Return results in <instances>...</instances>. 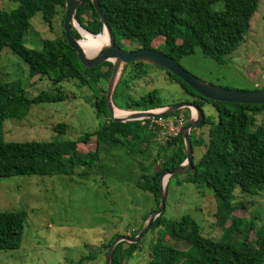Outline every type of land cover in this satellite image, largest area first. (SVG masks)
Instances as JSON below:
<instances>
[{
    "label": "trees",
    "instance_id": "obj_1",
    "mask_svg": "<svg viewBox=\"0 0 264 264\" xmlns=\"http://www.w3.org/2000/svg\"><path fill=\"white\" fill-rule=\"evenodd\" d=\"M10 1L16 3L15 8L0 10V52L7 48L21 58L26 64L28 77L45 76L53 85L77 79L79 86L93 90L92 106L96 115L103 116L104 120L97 128L74 140L5 141L2 134L5 119H22L31 104L63 100L64 95L57 88V94L40 92L28 98L19 80L0 82V178L71 174L75 169H81L80 174L86 175L100 159L104 146L121 145L126 161L133 155L145 161V147L153 146L155 156L146 166L142 165L145 162L141 163L134 185L152 194L155 209L161 170L175 167L184 160L181 132L160 145L153 141V134L147 129L144 119L111 121L104 102L111 63L104 61L91 68L79 63L63 38L61 23L64 0ZM258 1L98 0L118 47H123V40L135 41L140 47L161 51L177 63L182 55L192 53L194 47L199 48L202 55L220 62L222 56L244 41ZM216 2L222 3L220 9L211 7ZM36 12L40 13L41 20L48 26L55 14L59 13L60 35L52 39L40 37L39 47L34 49L24 46L22 39L30 26V18ZM74 20L92 35L101 30V23L89 0H83L76 8ZM71 33L74 38H79L74 28H71ZM146 66L139 62L123 65L111 94L114 107L145 110L167 105L155 88L137 98L129 94L130 85L146 76ZM165 73L169 80L179 84L182 91L192 97L194 105L201 109L203 103L208 102L216 112L215 119L203 114L189 130L192 149L201 146L203 151L197 161H192L186 175L181 180L176 179L175 183H202L211 190L215 198L214 222L222 234L217 239L202 236L198 224L189 215L166 219L162 211L147 229L154 234L148 244L144 264H264V223L256 226L251 220L242 221L231 214L233 203L237 200L236 193L240 197L264 193V116L258 123L255 122V116L262 113L264 105L204 99L179 78L167 71ZM185 111L174 113L184 114ZM202 126H206L205 139L201 133L196 134V130ZM65 128L64 123L52 127L60 133ZM155 162L158 165L152 167L151 163ZM173 176L168 177L167 184ZM234 189H237L236 193ZM238 204L244 206L241 201ZM150 211L143 215V221ZM228 219L230 223L226 226L225 220ZM24 221L23 210L0 211V250H13L19 246ZM139 228L130 235L136 234ZM249 232L252 233L250 239L247 238ZM117 235L101 241L99 246L104 249V254ZM240 235L242 238H237ZM168 239L183 242L184 248L173 247L166 242ZM137 242L116 243L110 264H124L139 249Z\"/></svg>",
    "mask_w": 264,
    "mask_h": 264
},
{
    "label": "rangeland",
    "instance_id": "obj_2",
    "mask_svg": "<svg viewBox=\"0 0 264 264\" xmlns=\"http://www.w3.org/2000/svg\"><path fill=\"white\" fill-rule=\"evenodd\" d=\"M221 6V2L211 5L213 9H220ZM15 7L13 1L0 0V10L9 11ZM29 23L22 39L26 47L36 49L40 37L52 39L60 35L59 13L55 14L49 26L41 20L39 12L30 18ZM76 27L80 40L81 29ZM121 44L125 49L138 45L135 41L125 40ZM178 64L213 85L245 90L264 88V0L258 1L250 17L244 41L222 56L220 62L202 55L199 48L194 47L192 53L178 59ZM146 69V76L130 85V95L137 98L155 88L165 104L192 100L179 84L168 79L163 69L148 64ZM9 80H19L28 98L40 92L57 94L58 88L64 99L36 102L30 105L22 119H5L2 122L5 141L74 140L94 130L104 120L103 116L96 115L92 106L93 90L79 86L77 79L53 85L45 76L28 77L24 61L3 48L0 52V82ZM183 110L181 108L177 112ZM201 110L204 115L216 118L210 103H203ZM126 111L114 107L119 116ZM262 116L264 110L255 116V122L258 123ZM57 123L66 124L63 132L52 129ZM197 133L205 139L206 126L196 130ZM145 149V161L138 155L126 161L121 145L104 146L100 159L86 175L80 174L81 169H75L71 174L1 177L0 211L23 210L25 221L19 246L13 250H0V264H104V249L99 246L101 241L114 234L132 236L130 233L144 222L143 215L155 207L152 194L134 185L141 163L145 162L142 165L146 166L156 153L153 146H146ZM202 151L201 146L193 147V162L197 161ZM153 165L156 167L158 163H151ZM185 175V172L175 174L169 184L167 176L162 178L166 186L162 215L166 219H178L187 214L198 224L202 236L219 238L222 231L214 222L213 193L202 183H175L176 179L181 180ZM236 195L244 206L240 207L236 200L231 214L242 221L251 220L256 226L264 223V193L251 197ZM229 223V219L225 220L226 226ZM153 234L148 230L136 241L139 249L124 264L146 262ZM247 238H252L251 232ZM168 240L166 242L173 247L184 248L183 242Z\"/></svg>",
    "mask_w": 264,
    "mask_h": 264
},
{
    "label": "water",
    "instance_id": "obj_3",
    "mask_svg": "<svg viewBox=\"0 0 264 264\" xmlns=\"http://www.w3.org/2000/svg\"><path fill=\"white\" fill-rule=\"evenodd\" d=\"M82 2L83 0H64L63 17L61 23L63 38L65 39L69 47L74 51L77 60L83 67L91 68L93 66L100 65L104 61H108L111 63L110 74L105 85L104 92V102L111 121L125 122L131 120L146 119L149 117L166 116L174 113L178 109L189 107L193 108L195 111V115L187 119L186 124L181 128L180 131L185 155L184 160L175 167L161 170L159 175L160 182L157 206L155 209L150 211L149 215L144 220L137 233L132 236L117 235L111 240V242L107 246L104 258V264H110L111 254L115 244L119 241H126L129 243L136 242L147 231L151 222L163 211L166 186L162 183V178L164 176L169 177L171 175L186 172L192 167V147L190 144L189 130L193 126H195V124L198 123L203 116L202 110L198 106L194 105L192 103V100L178 101L171 104H167L163 107H160L159 111H135L129 113V115L125 118L115 116L113 114L114 106L112 105L111 94L118 80L123 65L130 62H139L159 67L179 78L183 83L188 85L191 89H193L197 94L201 95L204 99L221 101L225 103H249L264 105V88L245 90L231 89L213 85L197 78L189 71L184 69L181 65H179L173 58L167 56L159 50H153L148 47H138L136 49H122L118 47L114 43L113 34L110 31L109 26L107 25V21L105 19L104 13L99 5L98 0H89V2L101 23L100 32L104 31L106 33V43L104 45H101L95 51L94 55H86L78 42L79 38H74L71 33V28H74L78 35H80L76 25L79 28L83 29L74 20L75 10L82 4Z\"/></svg>",
    "mask_w": 264,
    "mask_h": 264
},
{
    "label": "built area",
    "instance_id": "obj_4",
    "mask_svg": "<svg viewBox=\"0 0 264 264\" xmlns=\"http://www.w3.org/2000/svg\"><path fill=\"white\" fill-rule=\"evenodd\" d=\"M186 109L184 114H175L172 113L166 116H158V117H149L146 120V127L153 134V141L156 143H163L170 137H174L181 131V128L184 126L185 122L189 117H193L195 115V111L193 108H184ZM160 107L152 108V109H138V110H128L126 112L132 113L135 111H159Z\"/></svg>",
    "mask_w": 264,
    "mask_h": 264
},
{
    "label": "bare ground",
    "instance_id": "obj_5",
    "mask_svg": "<svg viewBox=\"0 0 264 264\" xmlns=\"http://www.w3.org/2000/svg\"><path fill=\"white\" fill-rule=\"evenodd\" d=\"M80 31H81L82 38L80 40L78 39V42L86 55H90L93 51H96L101 45H104L106 43V33L104 31L94 36L90 35L83 29H81ZM113 114L115 116L122 117V118H125L129 115V113L123 112L119 116L117 115V113L114 112V108H113ZM162 181L164 183V179Z\"/></svg>",
    "mask_w": 264,
    "mask_h": 264
},
{
    "label": "flooded vegetation",
    "instance_id": "obj_6",
    "mask_svg": "<svg viewBox=\"0 0 264 264\" xmlns=\"http://www.w3.org/2000/svg\"><path fill=\"white\" fill-rule=\"evenodd\" d=\"M140 47L139 45L136 46V48ZM122 49H125L123 47H121ZM136 48H129V49H136Z\"/></svg>",
    "mask_w": 264,
    "mask_h": 264
}]
</instances>
